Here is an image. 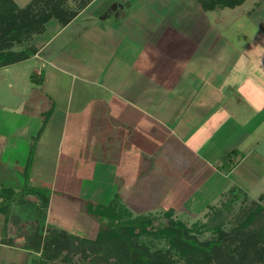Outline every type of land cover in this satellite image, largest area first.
I'll return each mask as SVG.
<instances>
[{
	"label": "crops",
	"instance_id": "crops-1",
	"mask_svg": "<svg viewBox=\"0 0 264 264\" xmlns=\"http://www.w3.org/2000/svg\"><path fill=\"white\" fill-rule=\"evenodd\" d=\"M60 1L62 5L55 7L56 12L53 9L52 11L62 17L66 14L63 6L70 7L65 3V0ZM97 1L99 0L86 1L87 3L80 6L75 15L66 23L63 20L60 21L53 13L52 19L57 17V25L50 26L48 22L46 23V34H42L41 46L38 43L39 35L32 36L26 45L30 53L25 57L11 60L10 63L5 62V65L1 64L7 58L0 59V219L3 217L5 220L11 216L16 218L18 213L14 214L12 202L17 204L21 200L24 201V196H21L24 193L25 201L30 202L31 205L27 216H31V222H25V224H29L27 226L28 238L35 233V230L31 228L34 220L37 222V218L40 217L41 209L48 215V212L51 214L52 205L56 200L59 205L69 204L71 197H68L67 193L72 192L73 187L70 185L69 178L87 177L88 174L83 173V169L87 165L86 161L92 158L95 161L93 167L95 176L98 181H101L96 185L102 184L101 187H103L101 190L98 188V192H93L96 196H93L92 200L99 198L103 193L102 195L108 197L109 200L124 201L126 193L129 194L130 204H132L136 198L130 195L133 192L132 189L142 198L146 196L143 186L145 185V174L150 177L151 174L158 171V168L164 169L165 173L176 168L172 160H165V165L159 164L160 157L164 155L165 147L170 146L173 135L184 148L194 152L197 157L196 161L191 160L190 165L184 170L182 169L186 174V177H183L182 173V178L186 181L184 185L195 191L198 185H200L199 188L206 185L209 177L219 175L221 172L223 173L222 177H225L234 168L228 170L224 167V163L212 164L206 159L214 157L215 154L219 156L216 148L209 146L212 140H216L215 132L225 131L233 138L236 134H232L230 131L244 126L246 130L248 128L246 137L250 135L248 133L256 132L258 144H261L264 139L259 137L260 132H257L258 125H261L264 119V115L261 118V115L264 114V0H258L253 10L247 11L248 16L252 15L255 20L258 30L253 34L249 43H242L241 46L234 44L236 39H230L228 34L229 17L225 11L228 7L202 9V13L208 16V22L212 26V30L207 35L208 43L206 44H210V47L209 50H205V52L208 51L206 55L214 53L213 42L221 41L222 49H225L228 54L223 58L227 59L225 64L228 65L226 70L229 75L225 73L223 77H229L231 81L233 73L239 75V79H235L234 85L229 81L224 82L217 76H214L213 79L210 76L212 69L209 65L205 75H198V77L201 79L202 90L211 87L215 92H208L210 89L206 92H197V80L195 85L190 83V76H197V72L191 69L187 62L183 63V60L186 59L184 57H187L185 50H189V45L187 47L176 46L177 49H174L173 46L165 47L162 51L157 48L154 52H152V47L147 46L144 48V53L138 54L136 58H133V55L130 58L118 55L117 49L124 42H126L127 48L132 47V44L139 46V42L142 46L145 43L150 45L151 36L148 35L144 38L143 35H136L137 29L142 24V29L145 31L143 22L146 19L150 20L148 32L153 31V25L160 24L161 13L157 6L163 0H144L145 3L148 2L146 4L148 9L142 6L139 11L134 8L129 9L126 4L121 5L118 0L114 1L111 7L104 6V11L91 10ZM198 1L200 0H195V4L199 8ZM155 9L160 14H156ZM88 15L91 16L88 17ZM95 17H98V20L93 19ZM124 23H128L127 27L122 26ZM169 29L174 32L173 28L169 27ZM96 31L102 32V39H98V35H93ZM110 34H113L115 38H112L111 42L105 41L107 35ZM211 36H213L212 39ZM181 39L182 43L187 39L188 42L194 44L193 38L188 39L182 36L179 39L180 42ZM175 43H177L176 40ZM224 43H226L225 47ZM3 44V48H6L5 43ZM84 46L90 50L82 48ZM100 48L107 51L106 55L101 56L102 52L100 56L97 55L100 58L99 62V58L95 57L96 53L92 59H89L88 56L96 50L101 51ZM167 49L176 50L174 58L180 60L172 63L171 70H168V66L165 65L167 60L165 56H168ZM161 52L164 54L163 57ZM205 52L199 54L206 56ZM67 62L75 63L74 67L69 66ZM209 62L214 64L213 61H208V64ZM168 71L170 72L168 73ZM167 75L169 76L167 77ZM168 79L173 82L165 84ZM231 84L233 89L230 92L238 93L237 97L234 93L225 95L223 94L225 92H222V88L230 87ZM165 85L173 86L174 92H170L168 97L164 94L165 100L161 102L158 110L152 112L149 104L145 105V101L150 99L152 88H166ZM73 87H77L76 92H79L75 102L70 100ZM239 89H244V92H238ZM60 90L65 92L63 98L67 99L61 103L55 101L49 94V92H60ZM147 94H149V98L145 99ZM230 94H233V99L228 96ZM96 95L103 99L107 98L111 107L109 109L112 114L111 118H115L109 124L104 122L100 124L103 134L94 137L95 140L65 139L64 134L68 126L75 127L70 126L69 123H78L82 119H85V122H90L87 120L91 118V114L99 112L98 107L92 101ZM86 98L90 101H86ZM208 98H212L213 103L208 101ZM241 98H243L242 101ZM180 100L186 104L185 110H182V107L177 109L176 116L172 120V115L167 117L164 111L167 109V104ZM29 103L31 109H33L32 105H40L47 106V110L52 114L57 113L58 115L59 113L62 118L59 125L44 118L41 120L39 114L44 112H32L27 109ZM72 103H75V107ZM235 106L237 107L235 108ZM243 112H248V115L243 116ZM34 113L36 116L33 118ZM220 113L225 116L221 117ZM222 122L224 127L219 128L218 125ZM86 126L89 127L87 124ZM59 127L61 133L51 131L58 130ZM208 127L212 129L211 132H206L205 128L208 129ZM251 129H255V131H251ZM46 133L47 136H45ZM191 140H196L195 145H190ZM76 141H80L84 148L77 147L82 144ZM232 142L236 147L230 146L232 148L230 151L233 149L239 151L238 146L242 144L243 140ZM228 149L227 146L226 148L224 146V153ZM200 150L203 151V156L200 155ZM254 150L245 149V152L241 151L240 157L238 155L234 156V159L230 157V162L234 161L236 167L244 165L246 158ZM45 160L51 162V171L48 175H45L41 171L43 169H40L41 162ZM236 160H240V163L236 164ZM140 161L142 164L137 166L136 162ZM70 162H75L73 167L76 162H84V164L71 169ZM39 163L40 165H38ZM28 167L30 171L27 170ZM135 169L138 171L136 174H134ZM25 171H28V174H25ZM104 174L107 176L104 177ZM166 178L164 177V181H162L164 187L167 182ZM41 184L50 188V194H46L47 190L41 191ZM161 185L158 192L161 191ZM234 186L239 185L235 184ZM177 188L180 186L178 185ZM14 194L15 197H13ZM85 199L86 197L81 199L78 196L77 201ZM171 201L174 205L171 204L169 207L179 209L187 199L180 201L181 204H176L174 198ZM8 202L11 205L6 207L4 203ZM88 202L91 200L86 203L88 204ZM137 202L140 213L151 211L143 212L140 209L143 200H136V205ZM81 203L83 204V201ZM41 204L43 207L40 206ZM87 204L80 206L85 217L89 214L86 210ZM8 213L11 216H8ZM18 216L20 217V215ZM1 220L0 256L6 249H10L13 257L15 259L21 257V262L24 263L23 258L30 257L34 252L33 249L24 248L19 242L20 238L14 235L12 229H7V227L3 229ZM16 224H20V221H16Z\"/></svg>",
	"mask_w": 264,
	"mask_h": 264
},
{
	"label": "rangeland",
	"instance_id": "rangeland-1",
	"mask_svg": "<svg viewBox=\"0 0 264 264\" xmlns=\"http://www.w3.org/2000/svg\"><path fill=\"white\" fill-rule=\"evenodd\" d=\"M18 9L21 10V8H27V6H29L30 4L34 3L36 4L33 8L34 13H36V15H41V13L43 12H48L49 9V4L50 0H13ZM60 2V0H57ZM63 1V0H62ZM89 2L90 0H65V3L70 7V10H78L77 7L80 8V6H83L85 3ZM116 1V0H99L96 2V4L92 7L91 10L94 11V9L100 10V11H104V6H110L111 4ZM258 0H244L243 2H241L239 5L235 6V7H228L227 9H225V11L227 12L226 14L228 15L227 17H229V26L228 27V34L230 36V39L235 40L234 44L238 45H242V43H249L251 41V37L253 36V34L256 32L257 27L255 26V20L253 19L252 15L248 16L247 11L253 10L256 7V3ZM118 2H120L121 5H125L126 7H128L129 9H136V11H139L141 9L142 6H145V9H148V7L146 6V4L148 2H144V0H118ZM163 2V3H162ZM54 3L56 4V2L54 1ZM198 6L199 8L196 6L195 4V0H163L161 2H159L158 4V8L160 9L159 12L161 13V22L160 24H156L153 25L154 29L152 32H148V27H150L149 21L150 20H145V22H143V26H145V31L142 29V24L138 26L137 29V33L136 35H140V36H144V38H146L148 35L151 36V42H150V46L149 44H144L143 46L140 45L141 42H139V46L138 45H134L132 44V47L129 46V48H127L126 42L123 43L122 46H119L117 49V53L118 55H124L126 57H132L136 58L138 57V54L140 55L141 53H144V48L149 46L152 47V52H154L157 48L159 50H163V48L165 47H170L173 46L174 49H177V47L183 45V46H188L189 50H185V53L187 55V57H184L186 59L183 60L184 62H187L189 64V67H191V69L195 70L197 72V76H190V83L192 85L196 84V80H197V92H206L207 90H209L208 92H215L214 88H207L205 90L201 89V79H199L198 75H205V72L207 71V67L209 65H211V69L212 72L210 74L211 77L217 76L220 77L221 80H223L224 82H228L232 83L234 85V81L235 79H239V75H237V73H233L231 75V81L229 77H223V74H228V70L227 67L228 65L225 64V61L227 59H224L223 57L228 55L226 53L225 49H222V42L221 41H216L215 43L213 42L214 46L212 45V47L214 48V53L212 55L207 56L205 52V50H209L208 48L210 47V44H206L207 42V35L209 34V32L212 30V26L211 24L208 22V16H205L202 12L203 6L201 4L200 1H198ZM163 5V6H162ZM162 6V7H161ZM138 7V8H136ZM64 8V6H63ZM233 8V9H231ZM231 9V10H230ZM99 11V12H100ZM149 11V10H148ZM17 12V11H15ZM158 10L155 9V13H159ZM159 13V14H160ZM166 13V16H165ZM91 15H88V17H90ZM165 16V17H164ZM57 17H55V19H52V17H50L49 19H47L46 22H44L36 31L31 32L29 35L28 33H24L21 34L22 40H17L16 38H11L10 37V33H8L7 37H5V44H7L8 46L6 48H2L3 52H8L7 50H9L10 52L13 51L15 53H20L21 51H28V47L27 42L28 40H30V38L32 36H38L39 35V40L38 43L41 44V39H42V34H46L45 32V28H46V23L48 22L50 26H54L57 25ZM85 18V17H84ZM83 18V19H84ZM60 19V18H59ZM93 19L98 20V17H95ZM217 20V17L215 19V21ZM61 21V20H60ZM178 21V22H177ZM122 22V21H121ZM92 23V21H91ZM90 23V24H91ZM176 23V24H175ZM126 25H128V23H124V25L122 24L123 27H127ZM151 25V26H152ZM175 27H172V26ZM121 26V27H122ZM264 26V25H263ZM37 25L35 26L34 29H36ZM169 27L174 29V32L171 31V29H169ZM129 28V27H128ZM152 28V27H151ZM260 28V26H259ZM52 30V29H51ZM176 30H178V32H175ZM226 30V29H225ZM126 31H129L128 29H126ZM140 32V33H139ZM167 32V33H166ZM142 33V34H141ZM227 33V32H226ZM50 35V34H49ZM93 35H98V39H102V32L100 31H96L93 33ZM183 38H193L194 44L191 42H188L186 39V42L182 43V39L181 42L179 41L180 37ZM227 35V34H226ZM13 36V34L11 35ZM16 37V35H15ZM112 38H115L113 34L107 35V38L105 39V41H110L112 40ZM213 38V36H211V39ZM12 39V40H10ZM43 40V39H42ZM145 40V39H144ZM175 40L177 43H175ZM10 44V45H9ZM38 44V45H39ZM3 43L0 41V46L2 47ZM224 47L226 46V43L223 44ZM11 46V47H10ZM39 46V48H40ZM177 46V47H176ZM0 47V48H1ZM140 47V48H138ZM84 49L90 50L87 46L82 47ZM101 49V48H100ZM174 49H167V55L169 56H165L167 57L166 60V66H168V70H171V68H173V62H177L180 61L179 59L174 58V54L175 51ZM184 50V49H183ZM95 51V50H94ZM70 52V51H69ZM72 52V50H71ZM102 52L101 56H105L107 51H104L101 49V51H97L93 52L92 55H89V59H92L94 57V53H96L95 57H98L97 55L100 56ZM134 52V53H133ZM205 52L203 56L199 53ZM30 53V50L29 52ZM2 54V53H0ZM172 55V57H170ZM215 55V56H213ZM161 56L163 57L164 54L161 52ZM184 56V55H183ZM1 57V56H0ZM75 57V56H72ZM99 58V57H98ZM174 58V59H173ZM224 60V61H222ZM100 61V58L98 59V62ZM182 61V60H181ZM208 61H213V63ZM69 64V66L74 67L75 63L73 62H67ZM210 67V66H209ZM224 71V72H223ZM170 71H168L169 73ZM169 75H167L168 77ZM187 80V79H186ZM173 82V80H169L167 82H165V84H169ZM231 84L230 87L226 86L224 88H222V92H225L223 94H227V93H234V95L237 97L236 92H230L233 89V85ZM166 88H152V92H151V97L149 98V94L145 95V99H148L145 101V105L149 104V107L151 108L152 112H155L156 110H158L159 105L161 104L162 101L165 100L164 98V94L168 97L170 92H174L173 90V86L170 85H165ZM64 87V86H63ZM62 88V87H61ZM62 90H60V92H49V94L51 95V97L53 96L54 100L56 101H60L63 102L64 100H67L66 98H63L65 92H61ZM77 91V87H73L71 88V96H70V100L72 101H76L78 98V94L79 92ZM238 92H244V89H239ZM53 93V94H51ZM98 93V92H96ZM148 93V92H147ZM167 93V94H166ZM40 94V93H39ZM43 96H45V94H43ZM233 99V94L228 95ZM243 95L241 94V97ZM102 99V100H101ZM111 101V99H109ZM243 100V98H241V101ZM86 101H90L88 98H86ZM93 104L98 107V113H92L91 114V118H89L87 121L90 122H85V119H82L81 122L78 123H69L70 126L74 127L71 128L68 126V129L66 131V133L64 134L65 139L66 138H70V139H79V140H88V139H93L95 140L94 137H98L101 136L103 134V132L100 129V124L101 123H105V124H109L110 122H112V120L115 118H111L110 111L109 109L111 108L109 105V102L107 100V98L103 99L101 97H98L97 95L94 96V98H92ZM208 101L213 103V99L212 98H208ZM30 103L28 104L27 109L33 111H37V112H44L43 114H39L40 115V119L43 120H49L52 121V123H54L55 125H59V122L61 121V117L60 114L58 113H50L47 106H33V109H31L29 107ZM72 105H74L73 107H75V103H72ZM26 107V106H25ZM24 107V108H25ZM180 107H182V110H185L184 107H186V104L180 100L178 102H173L171 104L168 105L167 104V109H165L164 113L166 114L167 117H169L170 115H172V120H174V117L176 116V112L177 109H180ZM207 108V106H205ZM204 107V110H206ZM237 106H235L236 108ZM47 110V111H46ZM160 113V110L158 111ZM86 114V112H84ZM221 117L225 116L223 113L219 114ZM248 115V112H243V116ZM264 114L261 115V118H263ZM35 113L33 115V118L35 117ZM31 121V119H29ZM40 120V121H41ZM54 120V122H53ZM73 121V120H70ZM42 122V121H41ZM89 126L87 127L86 124ZM84 123V124H83ZM97 124V125H96ZM99 128H97V127ZM248 126V125H247ZM252 126V125H251ZM219 128L224 127L223 122L219 123L218 125ZM97 128V129H96ZM251 128V127H250ZM58 130H51L52 132L55 131L54 133H61L60 127L57 128ZM96 129V130H95ZM258 129L257 132L259 133V137L261 136L262 138H264V119H263V123H261V125H258ZM206 132H211L212 129L210 127L205 128ZM218 130V129H217ZM248 130V128H247ZM246 127L244 128V126H239L237 128H235L234 130H231L230 132L232 134H236V136H234L233 138H231V136H229L228 133H226L225 131L222 132H215V141H211V144H209V146L211 147H215L216 150L218 151V155H214V157H209L210 158H206L207 160H209L210 163H219V164H223L224 165L228 162L227 158L224 154H226V152L228 153L232 148H235L236 146H233V142L232 141H237L239 142L240 140H243L242 144L240 146H238L239 151L237 152L238 154L232 155L231 157H233V159L235 158L234 156L238 155L239 157L242 155V152H245V149L252 150L255 149L254 152H252L245 160L244 165H241L239 167H236V165L234 166V168L229 171L231 173H229V175H226L225 177H222L221 174H223L222 172L219 175H214L212 177H209L206 185H204L203 187L199 188L200 185H198V187H196V191L193 190L191 188V190L189 189V186H185L184 184H186V181L182 178V173L183 170L185 169V167L189 166L191 163V160L196 161L197 157L195 156V153L191 150H188L186 148H184L183 145H181L180 141H178L175 137V135H173V137L170 139V146L165 147V151L164 155L162 157H160L161 161H160V165H165L166 161L172 160V163H175V169L173 168V171H167V173H165L164 169H160L158 168V171H156L155 173L151 174L150 177H147V174H145L144 179H145V185H143L145 188V194L146 196H139L138 193H135L134 190L132 189L133 192H131V196L136 197L133 200V203L130 204V198H129V194H124L125 198L124 201L120 200L122 204V206L129 208L130 210H132L133 214H138L140 213L138 206V202L137 205L135 204L136 200H143V202L141 203L140 209L143 210V212L145 211H149L147 212L148 214H154L155 216H163V212L165 210H167L168 208H170L169 206L172 204L171 199L174 198V202H176V204H181L180 201H183L184 199H187L186 202H184V204L181 205V207H179V209H176V207H173L175 212H174V216H176L177 218H181L184 219L185 221H187L189 224H193L196 221H200V220H206V216L204 215V213L206 212L207 206L209 204H220L221 200L224 199L225 196V192H227L229 187H233L235 184L241 186V189L245 190L248 195L249 198L247 201H244V198H242V194L240 195L239 199L237 200V202L235 203V210H238L240 208L241 205H244V203H248L251 202L252 200H258L259 196L264 193V139H262L261 144H258L256 142V139L258 138L257 135L255 133H248L250 135H247L246 133ZM251 131H255V129H251ZM244 134V135H243ZM56 135V134H55ZM45 136H47V133L45 134ZM246 137V138H245ZM214 138V139H215ZM195 141L196 140H191L190 141V145H195ZM77 143H81L80 141H76ZM86 142V141H85ZM82 144V143H81ZM172 144V145H171ZM232 144V145H230ZM90 146V144H89ZM224 146L226 148H229L228 151H226L224 153ZM230 146L232 148H230ZM77 147H81L84 148V145L82 144L81 146H77ZM192 149V148H191ZM242 151V152H241ZM162 152V153H163ZM200 155L203 156V151L200 150ZM74 156V155H71ZM218 156V158H217ZM75 157V156H74ZM206 157H208V155H206ZM226 158V160H225ZM238 158V157H237ZM166 160V161H165ZM236 164L240 163V160H236ZM75 162H70V166L72 167L71 169H74L75 167L78 166H82L84 164V162H76V164L74 165V167L72 166ZM87 165L86 167L84 166L83 169V173H87L88 176H74L70 180V185L72 187V192L67 193L68 197H71L69 204H62L59 205L58 204V200H56V202L53 203L52 208H51V214L50 212H48L45 214L44 211L42 212V209L40 210V217L37 218V222H35L34 220V224L32 225V230L36 231L38 228L37 226H41V228L43 229V233H48L49 230L51 228H56V229H60V230H65L68 233L71 234H76L78 236H84V237H88V238H95L97 233L100 231L101 228H103V224L104 222H106V219L102 220L99 218V216L97 218H95L94 214H91L89 212H87V216H84V213L80 210V206L86 205L88 200H91L90 203L93 204H108L112 201L108 199V197H104V195L99 196V198L92 200V198H94L96 195L93 192H98V190L103 187H101L102 184H99V186H97L96 184H98V182L100 183L101 181H98V179L95 176L93 167L95 164L94 159L92 158L91 160L86 161ZM85 163V164H86ZM25 164V163H24ZM23 164V165H24ZM33 164V162H32ZM141 161L140 162H136V165L139 166L141 165ZM40 165V163L38 164ZM51 166V162L45 160L44 162H41V167L40 169L43 173H45V175H48L51 171L50 169ZM43 167V168H42ZM250 167V168H249ZM29 168V167H28ZM183 169V170H182ZM28 171H30L28 169ZM28 171H25V174H28ZM90 172H92L91 174H93L92 176H90L91 174H89ZM138 171L135 169V173L136 174ZM169 172V173H168ZM107 176V174H104V177ZM164 177H167L166 180L167 182L165 183V187L162 184V181H164ZM183 177H186V174L183 173ZM204 177V176H203ZM204 179V178H203ZM41 180V179H40ZM196 180V179H195ZM42 181V180H41ZM45 181V180H44ZM203 181V180H202ZM137 182V181H136ZM162 184V185H161ZM84 185V186H83ZM161 185L160 188V192H158V188ZM180 186V188H177V186ZM137 186V185H136ZM44 188H48V189H44ZM57 188V187H56ZM69 188V187H68ZM99 188V189H98ZM40 189L42 192H46V194H50V188L46 185L41 184L40 185ZM80 190V191H78ZM190 190V191H189ZM105 191V190H104ZM103 191V192H104ZM123 191V190H122ZM121 191V192H122ZM177 192V193H176ZM56 194H58V192H56ZM94 194V195H93ZM194 194V195H193ZM189 195V196H187ZM16 195L14 194L13 197H15ZM21 196H24L23 200L19 201L17 204L13 203V209H14V214L20 215V217L18 215H16V218H12V216L10 215V213H8V216H11L9 218H6L4 220L3 217H1V226L3 227V229L5 227L10 228L13 230L14 235L17 238H20V243H22L24 248H32L31 246H29V242H27L30 238H28L29 234L27 231L28 228L27 226L29 224H25V222H31V216H28V211L31 208L30 206V202L25 201V194L23 193ZM73 196H75V198H73ZM78 196H80L81 199H83L84 197H86L85 200H78ZM94 196V197H93ZM190 197H192L190 199ZM62 199H64V197H61ZM102 198V199H101ZM189 198V199H188ZM108 199V200H106ZM146 199V200H145ZM87 200V201H86ZM251 200V201H250ZM41 201V200H40ZM83 201V204L81 203ZM11 205V203H4V205ZM43 204V203H42ZM40 205L41 207H43V205ZM47 204V203H46ZM135 204V205H134ZM130 205V206H129ZM174 205V203L172 204ZM46 206V205H44ZM48 206V204H47ZM85 207V206H84ZM82 209V208H81ZM121 209V208H120ZM46 210V209H45ZM23 215V216H21ZM87 218V219H86ZM15 221V222H14ZM16 221H20V224H16ZM85 221V222H84ZM15 225H14V223ZM13 223V224H12ZM7 234V233H6ZM28 238V239H27ZM27 243V244H26ZM109 250V248H108ZM34 252L31 254V256H27L25 258H23V262L22 263V259L21 257H17L16 259L13 257L12 252L10 249H6V251L0 256V264H91L89 263V260H83L80 254H71L69 253V249L63 248V253L62 255L56 256V258H52V259H48L45 256H42L40 252H37L35 250H33ZM106 252V248L105 246L102 247V251L100 252L101 254H104ZM97 254V253H96ZM93 264H98V261L93 263Z\"/></svg>",
	"mask_w": 264,
	"mask_h": 264
},
{
	"label": "trees",
	"instance_id": "trees-1",
	"mask_svg": "<svg viewBox=\"0 0 264 264\" xmlns=\"http://www.w3.org/2000/svg\"><path fill=\"white\" fill-rule=\"evenodd\" d=\"M200 1L208 10L235 7L244 0ZM60 2L52 0L48 12L36 15L33 11L35 3L19 10L13 0H0V41L5 43L8 33L11 38L22 40L21 34L29 35L36 31L52 17V9L56 12L55 7L62 5ZM64 10V16L54 15L66 23L75 15L76 9L64 7ZM3 45L0 46V59H7L1 65L28 54L26 50L20 53L3 52ZM237 152L233 149L225 155L228 162L224 167L228 170L234 167L235 162H230V157ZM224 194L220 204L207 206L204 213L206 220L193 224L174 216L173 207L165 210L160 217L148 213L133 214L132 210L120 205L119 199L108 204L92 205L88 202L86 210L89 213L95 218L106 219L95 238L56 228L44 234L41 226H37L40 228L37 231L35 228V233L27 242L48 259L64 254L63 248L67 247L70 255L80 254L91 264L97 261L98 264H264V193L258 200H250L238 210H235V203L241 194L247 201L248 193L239 186H233ZM104 246L106 252L101 254Z\"/></svg>",
	"mask_w": 264,
	"mask_h": 264
}]
</instances>
